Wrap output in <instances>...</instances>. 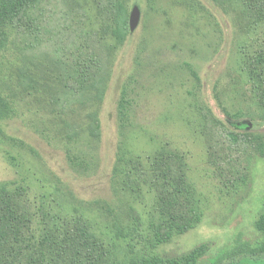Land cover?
Returning a JSON list of instances; mask_svg holds the SVG:
<instances>
[{
    "label": "rangeland",
    "instance_id": "1",
    "mask_svg": "<svg viewBox=\"0 0 264 264\" xmlns=\"http://www.w3.org/2000/svg\"><path fill=\"white\" fill-rule=\"evenodd\" d=\"M78 1L88 27L99 30L92 1ZM125 6L128 15L139 9V22L115 53L105 98L69 118L40 110L33 96L17 89L18 56L6 29L0 73L14 113L0 124V189L21 188L31 214L16 264H35L31 257L50 264L35 249L49 229L71 230L77 217L89 222L119 263L146 254L177 259L203 247L198 264H227L261 240L255 222L264 201V154L249 150L247 183L223 187L207 162L199 109L224 125L243 123L264 146V23L241 31L240 0L227 13L210 0H126ZM89 112L99 118L96 138L87 132L93 127L85 118ZM67 120L84 129L73 141L62 123ZM159 154L183 156L200 221L152 248L150 227L159 222L155 193L147 184L128 182L124 161L137 158L150 171Z\"/></svg>",
    "mask_w": 264,
    "mask_h": 264
},
{
    "label": "trees",
    "instance_id": "2",
    "mask_svg": "<svg viewBox=\"0 0 264 264\" xmlns=\"http://www.w3.org/2000/svg\"><path fill=\"white\" fill-rule=\"evenodd\" d=\"M99 17V30L88 27V16L78 0H0V51L8 41L6 29L13 32L12 44L18 56L15 68L17 89L33 96L34 104L48 114L74 116L93 104L100 105L106 95L115 53L130 35L126 0H91ZM223 13L237 0H210ZM242 8L236 23L241 31L264 23V0H240ZM127 10V11H126ZM111 37L113 43L105 39ZM0 124L13 117L10 88L0 73ZM207 162L220 184L228 189L244 186L250 176L249 150L264 154L263 143L252 138L241 122L218 120L210 110L199 109ZM90 137L100 133L96 112L85 115ZM65 121V120H64ZM69 141L82 132L76 123L64 122ZM87 127V126H86ZM244 130V133H236ZM1 134V129H0ZM129 183H144L155 193L159 222L150 229L152 248L169 244L174 236L192 230L200 221L193 190L184 172L180 154H159L147 171L137 158L124 161ZM24 190V189H23ZM30 207L21 188L0 189V264H16L25 251L30 232ZM138 223L139 217L133 212ZM261 240L253 251L230 256L227 264H264V201L255 222ZM73 230V231H72ZM50 264H198L203 247L177 259L146 254L125 263L113 261L89 222L77 217L71 230L49 229L35 249ZM37 254V252H35ZM40 264L39 257H31ZM30 259V258H29ZM26 264H32L27 259Z\"/></svg>",
    "mask_w": 264,
    "mask_h": 264
},
{
    "label": "water",
    "instance_id": "3",
    "mask_svg": "<svg viewBox=\"0 0 264 264\" xmlns=\"http://www.w3.org/2000/svg\"><path fill=\"white\" fill-rule=\"evenodd\" d=\"M139 22V9L135 6L132 8L130 14H129V30L130 32H133L135 28L138 26Z\"/></svg>",
    "mask_w": 264,
    "mask_h": 264
}]
</instances>
